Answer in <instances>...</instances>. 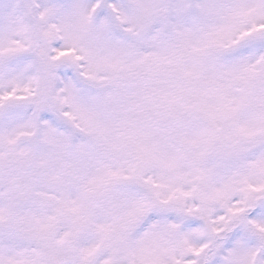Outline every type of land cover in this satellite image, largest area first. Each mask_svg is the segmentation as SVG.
<instances>
[{"label": "snow or ice", "instance_id": "snow-or-ice-1", "mask_svg": "<svg viewBox=\"0 0 264 264\" xmlns=\"http://www.w3.org/2000/svg\"><path fill=\"white\" fill-rule=\"evenodd\" d=\"M0 264H264V0H0Z\"/></svg>", "mask_w": 264, "mask_h": 264}]
</instances>
